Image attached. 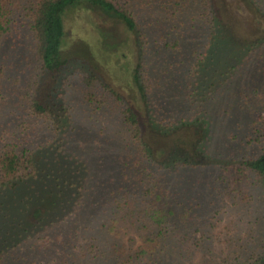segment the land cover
I'll return each instance as SVG.
<instances>
[{"label":"trees","instance_id":"16d2710c","mask_svg":"<svg viewBox=\"0 0 264 264\" xmlns=\"http://www.w3.org/2000/svg\"><path fill=\"white\" fill-rule=\"evenodd\" d=\"M156 1L168 16L195 14L206 32L207 39L193 52L195 60L188 62L190 71L210 69L217 61L226 75L253 65L264 76V0ZM80 10L98 15L95 30L100 41L95 45L81 36L71 45L67 41V19L71 14L78 16ZM170 24L172 29L180 28ZM148 27L150 23L139 20L129 0H0V88L8 73L2 48L7 39L24 31L31 35L45 75H62L70 59L86 60L92 57L91 51L98 59L102 55L125 58L129 63L124 69H132L116 73L128 99L93 70L86 80L88 85L99 82L123 106L120 136L110 139L121 143V152L113 159L119 178L112 176L108 185L95 182L90 164L70 149L75 144L68 136L72 117L65 116L56 89L46 90V85L40 93L41 86L34 83L31 108L53 121L54 132L43 143H21L13 136L4 138L0 146V202L26 190L21 199L22 220L8 215L9 226L18 221L20 229L13 226L5 234L0 232V264H191L197 253L203 254V260L208 258L206 264H264V233L259 229L264 214L249 204L251 197L239 184L242 177L228 190V179L219 174L216 183L226 186L213 194L206 209L198 196L182 188V171L209 168L208 164L224 169L234 157L228 152L213 155L206 148L211 125L203 122L205 118L158 117L157 112H149ZM115 33L121 40L115 41ZM110 38L115 45L108 50ZM165 44L175 52L182 50L180 38ZM236 95L251 101L231 117L229 136L252 151L245 165L257 175V182L264 183V84ZM87 97L94 99L92 93ZM242 113L245 118L239 116ZM99 177L107 178L104 170ZM91 193L97 196L93 208L98 215L67 225L66 219L76 214ZM221 195L236 208L228 223L223 222L228 205L216 199ZM0 213L1 221L7 215L3 208ZM221 222L220 231L213 232ZM132 229L135 234L129 235ZM19 237H23L20 242Z\"/></svg>","mask_w":264,"mask_h":264},{"label":"rangeland","instance_id":"374dc122","mask_svg":"<svg viewBox=\"0 0 264 264\" xmlns=\"http://www.w3.org/2000/svg\"><path fill=\"white\" fill-rule=\"evenodd\" d=\"M129 1L139 15V20L150 23V27L146 29L148 31L147 58L152 61L146 77L149 85L152 86L149 91L151 105L149 112H157L158 117L161 114L177 118H205L203 122L211 125L206 148L213 155H220V152L226 155L228 152L234 157L224 169L214 168L213 164H208L209 168H192L182 171L180 174L182 188H185L186 192L191 195L198 196L205 208L210 206L213 194H219L226 186V183H216L215 179L219 174L228 179V190L236 186L237 178L242 177L239 184L248 191L251 197L249 204L256 209L260 208V213L263 215L264 183L257 182V175L251 173L245 165L246 157L252 151H248L247 147L242 144L232 142L229 132L232 125L231 117L236 116L241 105L247 107L248 101H251L241 99L240 96H235V93L238 94L242 89L263 85L264 76L258 69H253V65L239 70L234 76L226 75V69H220L217 61L215 64L211 63L210 69H200L199 73H194L192 69L190 71L188 62L195 60L193 52L207 39L206 32L201 24H198V19H194L197 16L188 11L185 15L177 13L174 16L169 13L168 16L156 0ZM77 15L79 17L71 14L67 19L68 43L71 45L77 36H81L90 44H97L100 41V36L95 30V23H98L97 13L91 10H80ZM169 21L175 22L180 28H170ZM120 37L117 33L113 34L115 41L121 40ZM113 38H110L111 41L107 43L108 50L115 45ZM176 38H180L183 44L182 50L178 52L168 48L165 44L166 40L172 41ZM69 47H66V51ZM83 52L86 50L83 49ZM229 52L234 51L229 50ZM91 53L93 58L70 59L62 75L59 74L54 78L53 75L41 73V65L28 32L24 31L14 38L7 39L1 52L2 61L8 65V73L0 88V146L4 138L11 139L13 136L21 143L33 141L43 143L53 135V121L45 115L37 114L31 108L32 86L38 81L39 88L41 86L40 93L45 92L46 85L48 87L46 90L56 89V99L60 101L59 103H63L65 116L69 114L72 117V122L68 126V136L75 140V144H72L70 149H73L80 160H85L90 164L95 182L108 185L112 176L117 180L119 178L118 174H114L117 172V164L113 159L121 152V143L118 141L115 144L113 141L110 142V139L120 136L119 123L123 120V106L99 82L88 85L86 80L93 70V74L102 82L111 84L128 99L124 91L126 87L119 86L116 73H125L126 70L132 69H124V66L129 63L125 58L121 59L116 55L113 57L102 55L98 59L94 51ZM126 53L129 54V52ZM115 63L119 65L115 66ZM88 93L93 94V100L88 99ZM156 102L159 106L154 105ZM247 115L249 116L250 113L248 112ZM239 116L245 118L243 113ZM218 118L223 124L220 125L221 121ZM147 119L143 120L147 122ZM233 130H236V127H233ZM103 170L107 177L105 179L99 177ZM216 187L219 188L216 189ZM24 192H26L25 189L17 198L7 195L1 200L0 208H3L7 215L0 221L2 234L12 230L13 226L20 229L18 221L9 226L8 215L22 220L20 217L24 216L25 205L21 199L24 197ZM96 199V194L91 193L76 214L66 219L67 225L73 226L77 219L88 218V215L97 216L98 213L93 208ZM216 199L220 204L228 205V213L223 217V222L228 223L232 219L230 212L236 208L233 207L231 201H227L226 195H221ZM203 212L207 214L208 209ZM261 221L259 229L264 233V219ZM223 222L214 228L213 232L220 231L224 225ZM55 229L57 226H53V230ZM95 233H99V230H95ZM133 234H135L134 229L129 231V235ZM22 239L23 237H19L17 241L20 242ZM219 247L220 245H217L216 249ZM202 257V253L195 254L191 264H206L208 258L203 260Z\"/></svg>","mask_w":264,"mask_h":264}]
</instances>
